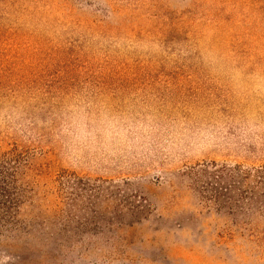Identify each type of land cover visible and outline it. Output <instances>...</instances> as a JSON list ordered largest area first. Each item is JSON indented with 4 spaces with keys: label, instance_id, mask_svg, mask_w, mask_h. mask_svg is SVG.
Returning a JSON list of instances; mask_svg holds the SVG:
<instances>
[{
    "label": "rangeland",
    "instance_id": "rangeland-1",
    "mask_svg": "<svg viewBox=\"0 0 264 264\" xmlns=\"http://www.w3.org/2000/svg\"><path fill=\"white\" fill-rule=\"evenodd\" d=\"M13 149L32 205L75 176L137 213L60 246L0 238V264H264V197L232 215L190 177L264 167V0H0V155Z\"/></svg>",
    "mask_w": 264,
    "mask_h": 264
},
{
    "label": "trees",
    "instance_id": "trees-1",
    "mask_svg": "<svg viewBox=\"0 0 264 264\" xmlns=\"http://www.w3.org/2000/svg\"><path fill=\"white\" fill-rule=\"evenodd\" d=\"M29 166L27 156L17 149L0 155V238L23 240L32 237L43 242L53 240L60 246L96 226L100 217L109 223L122 222L137 213L131 209V204L121 199L115 200L110 212L105 205L107 202L112 205L114 201L108 198L105 190L92 188L84 179L75 176L64 177V183L61 179L57 181V199L52 205L34 206ZM237 170L215 162L204 163L193 167L190 177L200 197L218 211L245 214L263 200L264 167L257 169L254 175L244 172L243 177ZM252 177L258 180L257 185L243 190L242 185H248ZM106 212L110 216H105Z\"/></svg>",
    "mask_w": 264,
    "mask_h": 264
}]
</instances>
